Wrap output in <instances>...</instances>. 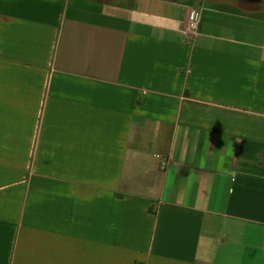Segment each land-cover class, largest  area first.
<instances>
[{"label":"crops","instance_id":"obj_1","mask_svg":"<svg viewBox=\"0 0 264 264\" xmlns=\"http://www.w3.org/2000/svg\"><path fill=\"white\" fill-rule=\"evenodd\" d=\"M0 264H264V0H0Z\"/></svg>","mask_w":264,"mask_h":264},{"label":"built area","instance_id":"obj_2","mask_svg":"<svg viewBox=\"0 0 264 264\" xmlns=\"http://www.w3.org/2000/svg\"><path fill=\"white\" fill-rule=\"evenodd\" d=\"M197 17H198L197 10L192 11V13L188 17V20L186 23V29H188V30H194L195 29Z\"/></svg>","mask_w":264,"mask_h":264}]
</instances>
